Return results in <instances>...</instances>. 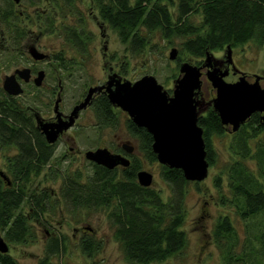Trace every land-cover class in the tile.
I'll return each mask as SVG.
<instances>
[{
  "label": "rangeland",
  "instance_id": "1",
  "mask_svg": "<svg viewBox=\"0 0 264 264\" xmlns=\"http://www.w3.org/2000/svg\"><path fill=\"white\" fill-rule=\"evenodd\" d=\"M133 2L134 0H130ZM3 0H0V10L3 8ZM12 10L18 15L16 23L22 35L19 41L11 37L15 33L5 25L0 30V85L5 75L11 74L15 69L29 66L43 69L47 76L44 79V88L37 97L40 101L31 105L29 98L34 95L33 86L25 87L24 93L14 96L21 107L30 108L41 117L48 119L55 115L53 107L55 99L60 96V110L68 112L72 106L81 100L82 94L89 86L96 85L99 81H105L108 75L119 74L127 80H136L143 75L152 74L162 84L167 93L172 94L174 83L182 63L201 66L204 74L198 95L199 100L208 101L211 97V83L205 75L207 59L193 57L182 49V36H164L163 32L156 29L142 32L146 35L145 46L138 50H132L128 43L121 41L118 32L113 29L100 15L91 0H75L72 7H53L54 0H39L38 3H29L27 0H12ZM168 3L173 19L176 18V4ZM46 15L53 16L52 26L45 25ZM81 22H79V17ZM188 19L195 24H200V14L195 12ZM76 27L84 32V49H78L68 39L70 28ZM10 31L13 32L10 34ZM36 46L40 51L50 54L48 58L34 61L29 53V48ZM176 48V57L169 58L171 48ZM209 61L227 60V49H213ZM59 56L60 62L55 59ZM233 69L225 77L226 81H236L240 75H245L249 81H254L255 75H260V83L264 87V44L255 40L243 41L231 49ZM63 66V67H62ZM208 66V65H207ZM67 68L63 70L62 68ZM224 70V69H223ZM59 91V93H58ZM201 93V95H200ZM203 96V97H202ZM204 98V99H203ZM115 112L117 124L113 126H98L92 106L82 110L74 125L67 131L64 139L69 145L77 147L76 154L70 152L66 157H61V149L55 150L52 159L42 167L34 171L26 182L20 184L26 194L23 210L29 212L30 197L35 192L46 188L54 190L53 201L55 213H63L64 227L67 232V249L65 253L50 258L51 264H84L92 261L95 264H140L127 259L122 242L115 235V226L110 222L108 212L110 208L104 206L81 205L73 207L66 203L62 205L58 201V190L62 175L75 177L80 173V179L85 180V175L90 172L89 161L84 157V151L101 144L108 147L114 146L119 139H130L137 144V140L130 135L126 118L122 117L120 109ZM264 121V118L262 119ZM236 132V131H235ZM226 129L221 135L212 134L211 144L215 152V161L208 167L207 176L199 181L188 180L185 192V218L180 226L186 235V244L179 251L165 257L162 260L151 261L148 264H221V249L214 239V229L221 217L227 215L242 240L246 235V226L251 221L244 220L231 204L232 192L228 184L227 169L233 159L238 155L231 151L230 144L236 135ZM264 137V131L251 138L250 143L255 145L256 140ZM79 149L82 151H79ZM17 148L12 145L0 143V168L5 170L6 160L14 156ZM141 168L153 174L151 187L159 192L163 200H168L171 195L170 186L160 174L161 164L157 159L149 161L138 151ZM247 163L255 169L253 160ZM50 167V169H49ZM53 171H61L58 178H53ZM221 175L220 184H216L215 177ZM56 200V201H54ZM61 208V209H60ZM60 218V214L57 216ZM258 216L257 218H259ZM256 218V219H257ZM255 219V218H254ZM253 219V220H254ZM74 226H90L92 232H87L86 239L90 242L91 250L83 255L77 248V242L72 236ZM2 230V229H1ZM0 230V235L3 232ZM9 253L17 259L19 264H43L44 248L42 242L31 243L20 247L16 242L9 243Z\"/></svg>",
  "mask_w": 264,
  "mask_h": 264
},
{
  "label": "trees",
  "instance_id": "2",
  "mask_svg": "<svg viewBox=\"0 0 264 264\" xmlns=\"http://www.w3.org/2000/svg\"><path fill=\"white\" fill-rule=\"evenodd\" d=\"M38 3L39 0H27ZM75 0H54L56 7H72ZM98 8L100 17L118 32L121 41L128 43L132 50L142 49L147 32L159 29L164 36H182V49L193 57H202L213 49L233 47L246 40L264 44V0H91ZM176 4V18L173 19L168 3ZM0 10V30L6 25L15 31L11 37L17 41L21 29L15 25L17 13L12 10V0H3ZM199 13L200 24L192 23L188 17ZM45 25L52 26L53 16L46 15ZM81 22V18L78 20ZM7 31L6 29H4ZM13 32L10 31V34ZM71 42L78 49H84V32L72 27L68 31ZM59 57V56H57ZM59 59H62L59 57ZM30 100V98H29ZM38 98L31 99L35 107ZM98 126L117 124V115L106 96H100L94 103ZM263 117L254 112L236 130L230 144L231 151L238 155L227 169L228 184L232 192L231 204L244 220L246 235L241 240L227 215L220 218L214 229V239L221 249V264H264V137L250 140L264 131ZM198 123L203 128L206 158L209 165L215 161L211 135H221L226 128L217 112L209 107L199 115ZM127 128L141 138L142 149L149 161L156 159L152 150V135L131 120ZM0 143H15L18 152L9 159L8 175L11 184L0 177V228L5 238L16 242L26 231L25 217L14 216L16 207L26 194L21 183L39 170L40 164L50 155V148L34 126V116L27 107H21L8 96L0 86ZM255 163L253 169L247 160ZM141 161L133 162L117 177L115 169L96 166L86 183L81 175L67 178L61 196L71 206H104L110 208L108 217L115 226V235L122 242L127 259L147 264L162 260L179 251L186 244V235L180 229L185 218V192L188 180L180 168L161 164L160 174L170 186L171 195L163 200L152 187L138 183L136 171ZM221 175L215 177L220 184ZM38 204V203H37ZM260 216L259 218H257ZM255 218V219H254ZM257 218V219H256ZM254 219V220H253ZM87 241L85 251H90ZM54 249V248H53ZM55 251V250H53ZM48 252H51L48 250ZM0 264H19L10 254L0 253Z\"/></svg>",
  "mask_w": 264,
  "mask_h": 264
},
{
  "label": "water",
  "instance_id": "3",
  "mask_svg": "<svg viewBox=\"0 0 264 264\" xmlns=\"http://www.w3.org/2000/svg\"><path fill=\"white\" fill-rule=\"evenodd\" d=\"M29 53L34 59H42L46 55L36 46H31ZM175 55L176 48L173 47L170 49L169 58L174 59ZM226 56L227 60L232 62L230 46H227ZM209 57L210 53L207 52L206 65L210 67ZM228 73L229 69L221 70L217 67H210L205 71L211 83V100L207 104L212 105L224 127L233 132L254 112H261L264 118V87L260 83V75H255L254 81H249L243 74L236 81L230 82L225 80ZM16 74L28 81L30 69L17 68L15 72L5 75L3 88L12 95L23 91ZM43 74V70H40L34 78L36 84H41ZM203 74L201 66L187 62L180 64L171 95L152 74L143 75L134 81L121 79L112 74L104 84L88 88L85 98L73 107L69 117L60 121L62 122L60 127L51 129L50 124L41 123L40 129L49 142L54 141L58 131L68 128L73 123L79 109L87 105L92 94L105 90L111 103L126 111L134 124L151 133L152 150L161 164L170 168H180L187 180L199 181L207 176L209 167L203 128L198 123L200 112L206 105V102L198 99ZM57 103L58 100L55 102V110ZM85 155L108 168L118 163L128 164L127 159L111 153L106 147L87 150ZM2 176L7 178L3 173ZM137 180L143 186H150L153 174L145 169L139 170ZM0 251H7L6 242L2 237Z\"/></svg>",
  "mask_w": 264,
  "mask_h": 264
},
{
  "label": "flooded vegetation",
  "instance_id": "4",
  "mask_svg": "<svg viewBox=\"0 0 264 264\" xmlns=\"http://www.w3.org/2000/svg\"><path fill=\"white\" fill-rule=\"evenodd\" d=\"M51 6L55 7V5H51ZM20 35H22V33ZM19 39L17 41H19ZM68 39L71 41V37H69V33H68ZM45 54H46L45 57L42 58V59H34L31 55L30 56H31V58L34 61L37 62V61L43 60L45 58H48L49 55H50V54H47V53H45ZM55 59L57 60V62H60L59 57L56 56ZM62 61H63V59H62ZM210 65H211L210 67H217V68H220L221 70L229 69V71H230L231 69H233L232 63L229 62L228 60H224V59L212 61V62H210ZM205 66H206V70H208L210 68L207 65H205ZM24 67H27V68L30 69V74H29V80L28 81H25L24 79L20 78L16 74V78L20 82V84H21V86L23 88V91L20 94L12 95V94L7 93L4 90V88H3V79H4L5 76L3 77L0 86L2 87L3 91L8 96H11L13 98H14V96H20L22 93H24L25 87L33 86L34 95H32L30 97V100L31 99L34 100V99L38 98L37 97V93H40L41 89L44 88V86H45L44 85V79L46 78L47 73H46L45 70L42 69L44 74H43V78H42L41 84H36L35 81H34V78L38 75V73H39V71L41 69L35 70V68L29 67V66H24ZM62 69L65 70V71L67 70V68H65V67L62 68ZM15 70L13 72H15ZM109 76H110V74L108 75V77H107V79L105 81H99L96 85L104 84L108 80ZM116 77L120 78L121 76H119V74H116ZM121 79H124V78L121 77ZM132 81H134V80H132ZM92 86H95V85H92ZM88 88L82 94L81 100H78L72 106V108L68 112V114L66 112L60 110L61 90L63 89L62 85H60V90H59L60 91V96H58L57 99H55V102L58 100L57 110H55L56 104H54V107H53V111H54L55 115L50 116V118H48V119H45V118L41 117V115H38L36 113V111L32 113L33 116H34V126L40 132V135L45 140V144L51 150L49 157L45 160V162H42L40 164V168H38L39 170H41L42 167H44L45 165H48L47 163L52 159V157L54 156L55 150L58 149V148L61 149V157L62 158L66 157V155H68L70 152H73L72 154H76L77 147L73 146V145H69L67 143L66 139H64L65 136L68 135L67 131L69 129H71L74 125H76V121H77V119H78V117L80 115V112L82 110H86L90 106H92L93 109H94V103L96 102V100L100 96H106L107 97V92L105 90L95 91L92 94L91 98L89 99V102L87 103V105L85 107L79 109L78 114H77V116H75V119H74L73 123L68 128H65V129H62L61 131H58L56 139L54 141L49 142L46 139L45 134L40 129V124L41 123H45L47 125L50 124L49 128H51V129H57L58 127H60V125L62 124V122H60V121H64V120H66L69 117V114L73 110V107L76 104H78L79 102H81L85 98V96H86V94L88 92ZM59 91H58V93H59ZM169 95H171V94H169ZM200 95H201V93H200ZM204 100H206V97H205ZM38 101H40L39 98H38ZM207 103L208 102H206V105L203 106V108L201 110V115L206 114L208 109H209V107H212L211 105H208ZM110 104H111V107L114 109L115 112H118L117 111L118 109H120L122 111V117L126 118V123H127V121L131 120L129 118V116H128L126 111L122 110L120 107L114 105L111 102H110ZM94 113H95V111H94ZM260 115H261V113H260ZM95 118H96V115H95ZM60 119H62V120H60ZM96 121H97L96 125H98L97 118H96ZM100 127H102V126H100ZM129 133H130L131 136H133L137 140V144L132 143L130 139H125V140L124 139H119L120 141H117L116 143H114V146H112V147H110V146L108 147L105 144H101V145L96 146L94 148H88L87 149V150H90V149L91 150H95L97 148L106 147L111 153L118 154L121 157L127 159L128 164L125 165L123 163H118L114 167L108 168L105 165H102V164H100V163H98V162H96V161H94L92 159L87 158L86 155H85L87 150H85L84 151V157L89 161L90 172L87 175H85V180L81 179L80 183H83V184L86 183V180L89 177V175L91 173H94V171L96 169L95 168L96 166H102V167H105V168H108V169H115L117 171V177H120V176H122V172H124L125 169L130 167V165L133 162L140 161V158L138 156V151L144 156V158L147 159L146 151H144L142 149V144L140 142L141 141L140 136L137 135V134H132L131 132H129ZM12 145H14L17 148V150H18V146L15 143H13ZM79 151H81V150L79 149ZM81 153H82V151H81ZM9 159H10V157L5 162V170L0 168V177L8 185L11 184V177L7 173V172H9V169H10V165H9L10 161H9ZM49 169H50V167H49ZM142 169L143 168L140 167L137 171L142 170ZM137 171H136V178H137ZM2 173L7 178H4L2 176ZM58 173H62L63 174V172H61V171H53V174H54L53 178L54 179L58 178ZM75 174H78V173H75ZM68 177H71V176L70 175H67V176L62 175V177H61L62 180H61L60 185H59L60 188L58 190V194L57 195L58 196L60 195L58 201L62 205L61 207H63V204L66 203L65 198L63 196H61V194H62V192H64V191H62L64 186L67 185V181L66 180H67ZM149 187H151V186H149ZM54 195H56V194L54 193L53 189H50L49 191H46V188H44V189L40 190L38 193L35 192L30 197V203L31 204H30L29 212H24V210L22 209L23 205H24V202H25L24 199H23V201H21L19 203V205L16 207V211H15V214H14L15 217L18 215L21 219L23 217H25V221H26V225H27L25 233L23 235H20L19 239L16 241L17 245H19L20 247H24L25 245H29L31 243H36V242H40L41 241L42 242V249L44 248L43 250H44V255H45V257L43 258V264H48L49 261H50L49 260L50 258H52L54 256H59V255L65 253V251L67 249V241H68V238H67V235H66L67 232H65L63 230L65 219L63 217V213H55L53 211L54 203L51 200L53 199ZM54 201H56V200H54ZM66 204H68V203H66ZM59 214H60V218L57 217ZM0 230H1V228H0ZM1 231L3 232V236L0 235V237H2L3 240L6 242L7 251L6 252L0 251V253H2V254H6L7 253V254L12 255L11 253H9V248H10L9 243H11V241H9V240H7L5 238V230L2 229ZM72 231H73L72 236L74 237V239L76 240V242L78 244L77 248L79 249L80 252H82L83 255H86V252H88V251H85V246H86V243H87L86 234H87V232H92L93 228L90 227V226H74ZM48 250H50L51 252H48ZM53 250H55V251H53ZM36 257H38L40 259V261H41L42 257L40 255H37ZM15 260L17 261L16 258H15ZM40 261H39V264H40ZM51 264H53V262ZM84 264H95V263L92 262V261H87Z\"/></svg>",
  "mask_w": 264,
  "mask_h": 264
}]
</instances>
